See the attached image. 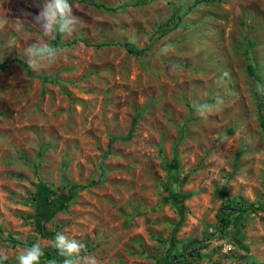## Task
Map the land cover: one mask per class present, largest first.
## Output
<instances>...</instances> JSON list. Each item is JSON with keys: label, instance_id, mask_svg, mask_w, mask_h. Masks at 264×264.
Returning <instances> with one entry per match:
<instances>
[{"label": "rangeland", "instance_id": "rangeland-1", "mask_svg": "<svg viewBox=\"0 0 264 264\" xmlns=\"http://www.w3.org/2000/svg\"><path fill=\"white\" fill-rule=\"evenodd\" d=\"M195 2L72 0L83 24L60 35V44H71L67 59L29 76L14 59L26 62L24 49L45 41L27 21L24 31L14 25L22 12L38 14L35 0H0V61L9 63L0 71L4 264H17L30 247L23 245L36 242L40 264H62L41 222L52 237L80 240L81 255L101 264H169L179 254L188 264H250L240 256L264 264V211L211 235L223 203L264 208V93L255 90L264 86V0L188 10ZM173 15L181 17L177 28L160 33ZM125 43L147 53L137 57ZM165 43L175 51L160 56ZM173 63L177 72L169 71ZM216 95L222 110L197 117L192 101ZM222 239L233 253L219 247ZM194 247L200 258L189 254Z\"/></svg>", "mask_w": 264, "mask_h": 264}, {"label": "clouds", "instance_id": "clouds-1", "mask_svg": "<svg viewBox=\"0 0 264 264\" xmlns=\"http://www.w3.org/2000/svg\"><path fill=\"white\" fill-rule=\"evenodd\" d=\"M224 1L212 4H219ZM35 6L38 8V14L32 15L31 13L22 12L21 15L24 18L17 17L14 27L17 32L24 31L25 21H27L38 29L41 39L45 42L31 43L24 49L23 54L26 57L28 66L33 71H40L46 65H54L61 57L64 59L68 57L67 49L48 44L46 42L47 38L54 39L58 34L63 35L65 38L71 37L77 31V27L83 24V22L73 14V7L69 3V0H35ZM0 23H6V21H0ZM174 51L175 45L165 43L159 48L157 54L168 56ZM179 68L180 65L173 63L169 66V71L177 72ZM223 75L227 76L228 74L224 73ZM255 90L257 93H264V86L257 84ZM224 103L223 97L216 95L212 102L193 100L192 108L197 117L202 120H208L211 115L222 110ZM209 242H211V239ZM217 242L215 241L213 244L217 245ZM50 243L62 258V264H101L99 259L93 254L81 255L85 250V245L80 240L69 238L62 232H58ZM219 247H222L223 251L231 253L236 249L234 245L228 243L225 239H222ZM43 255L44 252L41 244L36 242L30 247H25L21 250L20 254L16 257L17 264H40ZM7 260V251L0 249V264H4ZM50 264H55V262L51 261Z\"/></svg>", "mask_w": 264, "mask_h": 264}, {"label": "trees", "instance_id": "trees-1", "mask_svg": "<svg viewBox=\"0 0 264 264\" xmlns=\"http://www.w3.org/2000/svg\"><path fill=\"white\" fill-rule=\"evenodd\" d=\"M72 0H69V2H71ZM83 2H86L87 0H81ZM223 0H196V2L194 3L193 6H190L188 8V10H190L191 8H193L194 6H197L198 4L202 3V2H206V3H216V2H222ZM94 5H96L97 7L101 8L103 7V5H99L97 3H94ZM113 10H117V8H114ZM176 18L181 19V17H178V15H173L171 19H169L163 26H161V30H159L160 33H163L165 31H169V30H175L177 28L178 23H176ZM103 45H107V44H100L98 45L99 47H102ZM54 46H58V47H63V48H67L69 46H71V44H60V35H56L55 40H54ZM124 46L126 47V49L128 50L129 53L135 54L137 57H141L142 55L147 53V49H137L135 46H133L130 43H125ZM17 61L20 63V65L22 66V68L26 71V73L29 76H34V73H32V69L28 66L27 62L19 59V58H15L14 61ZM9 67V63L7 61H0V71L4 72L8 69ZM249 73H251L252 75L255 74L254 69L251 68V70L249 71ZM38 78L43 79L44 81L49 80L50 76H46V75H38ZM55 81V80H53ZM262 107L264 110V100L262 103ZM36 167V169H38L37 165H34ZM177 166V164L175 163H171L170 167L172 170L173 167ZM106 170L103 169V175L106 174L105 172ZM174 174L176 175H180L179 172L173 171ZM179 173V174H177ZM37 199H35L33 201L34 206L33 208H35L36 212H39L42 210V203L40 201H36ZM177 202V201H176ZM32 203V204H33ZM264 211V208H262L261 205L255 204V203H245L242 202V200H232V201H228L226 203H223L217 213V225H216V230H214L212 232V236L216 235V234H220V235H226L227 234V230L229 226H232V223L234 222V220L238 217H240L241 215H243L244 213L250 212V211ZM50 212L45 211V215L49 216ZM45 223V222H44ZM43 222H41L39 224V228H40V232L44 233V236H46L47 238L52 239V235L47 234L46 229H45V224ZM210 239V238H209ZM207 242H200L198 243V247L199 248H204L206 246ZM238 247H241L240 242L237 243ZM208 245V244H207ZM23 246H31V245H23ZM199 248H192L190 250V255H192V257L195 258H200L201 257V252ZM240 249V248H239ZM51 257H53L54 259H56V261L59 263L61 262V257L58 255L57 251L55 250L53 252V254L51 255ZM188 258L189 256L186 254H179V255H175L172 257V259L170 260L169 264H188ZM240 258H243L245 261L250 262V264H255V260L251 259L250 257H244V256H240Z\"/></svg>", "mask_w": 264, "mask_h": 264}]
</instances>
